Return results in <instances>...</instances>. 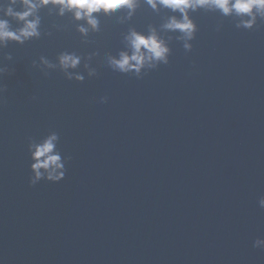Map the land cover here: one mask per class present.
I'll return each instance as SVG.
<instances>
[{"label": "water", "instance_id": "obj_1", "mask_svg": "<svg viewBox=\"0 0 264 264\" xmlns=\"http://www.w3.org/2000/svg\"><path fill=\"white\" fill-rule=\"evenodd\" d=\"M168 14L141 0L82 35L49 5L39 37L0 44V264H264V22L198 10L191 51L169 40L142 78L109 66L130 27L178 36L160 30ZM50 131L65 178L30 186L28 138Z\"/></svg>", "mask_w": 264, "mask_h": 264}, {"label": "clouds", "instance_id": "obj_2", "mask_svg": "<svg viewBox=\"0 0 264 264\" xmlns=\"http://www.w3.org/2000/svg\"><path fill=\"white\" fill-rule=\"evenodd\" d=\"M153 11L159 13L162 9L171 14L166 15L160 30L165 33H179L178 36H161L154 25H149L147 33L130 27L124 39L128 51H121L119 57L109 56L108 64L114 71L132 73L142 78V70L156 69L159 64L169 63L171 49L168 41L175 38L183 42L186 51H191L190 41L195 39L198 26L192 18V13L198 10L218 12L223 17H231L237 29L251 30L258 26V21L264 22V0H143ZM141 0H8L0 5V44L8 40L23 43L40 36L39 26L41 18L38 11L51 5L58 8V14L66 12L72 14L76 21H86L88 27L78 26V31L86 35L91 29L99 30V19L94 14L109 15L110 13L125 11L126 16L121 20H131L135 15ZM19 5V10L16 6ZM15 20L20 27L15 30L11 20ZM222 25L218 24V31ZM63 69L75 68L81 58L75 54L61 53L58 57ZM47 63V61H45ZM8 71L6 66H0V76ZM90 74H92L90 72ZM75 79L82 81L84 77L77 74ZM4 88L0 87V92ZM108 97H101L100 102L106 103ZM60 136L56 131H50L40 139L28 138L27 152L30 159L29 184L34 186L40 181L51 183L60 182L65 178L66 165L71 157L64 155L58 147ZM260 208H264V196L258 200ZM253 247L264 249V237H257Z\"/></svg>", "mask_w": 264, "mask_h": 264}]
</instances>
